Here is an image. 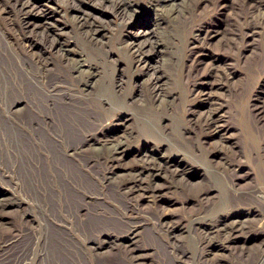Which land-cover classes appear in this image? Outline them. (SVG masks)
Masks as SVG:
<instances>
[{
	"label": "bare ground",
	"instance_id": "bare-ground-1",
	"mask_svg": "<svg viewBox=\"0 0 264 264\" xmlns=\"http://www.w3.org/2000/svg\"><path fill=\"white\" fill-rule=\"evenodd\" d=\"M6 1L17 20L0 7V264H102L112 255L116 264H264V101L255 113L247 109L257 131L237 111L243 101L234 103L235 117H245L242 149L253 160V181L243 187L239 172L247 163L234 154L230 126L222 122L228 100L215 96L216 89L229 88L239 68L252 78L257 72L264 94V45L262 68L242 64L252 41L264 35V0H190L186 12L175 9L183 16L181 29L194 36L184 67L192 62L197 69L184 70L189 97L181 98L188 118L176 146L156 138L140 149L129 147L128 116L113 119L110 105L121 94L94 96L78 60L56 40L48 46L59 62L50 64L26 40L29 32H51L49 16L31 0ZM149 1L157 7L179 0ZM94 2L123 21L136 14L132 0ZM78 8L77 26L97 40L100 18ZM215 14L224 17L208 19ZM4 30L19 37L16 45ZM149 33L131 34L123 47L142 67L150 101L160 104L168 94L156 65L161 44ZM216 37L221 40L213 45ZM188 150L223 161L204 188L192 190L199 168L185 160ZM184 190L194 192L198 208L191 209ZM166 201L182 204L179 220ZM253 244L255 258L244 261L236 254L239 249L245 255Z\"/></svg>",
	"mask_w": 264,
	"mask_h": 264
},
{
	"label": "rangeland",
	"instance_id": "rangeland-1",
	"mask_svg": "<svg viewBox=\"0 0 264 264\" xmlns=\"http://www.w3.org/2000/svg\"><path fill=\"white\" fill-rule=\"evenodd\" d=\"M38 4V9L43 10L52 21L51 32L44 36L41 33L29 32L26 40L35 48L41 51L49 60V63L59 62V53L50 49L48 45H63L69 50V55L78 60L77 67L80 75L86 80V86L92 85L93 95L106 92L107 95L113 97L114 93L121 94L120 97L114 98V103L110 105L113 112V119L121 120L123 116H128L129 121L125 123V134L129 136L128 144L130 148L140 149L146 147L147 143L154 144L156 138L163 140L166 144L176 146L177 131L181 128L188 118L187 112L181 105V98L189 97L188 86L185 84V73H195L197 67L189 62L184 67L185 60H188L193 51L194 36L186 29H181L182 15L186 12V7L190 4V0H179L177 4H162L160 6H152L149 0H132L133 10L136 11L135 16L123 21L113 13L110 9L99 7L94 0H31ZM240 0H231V3H239ZM206 4L208 2H205ZM79 5L89 11L94 12L100 19H97L98 25L102 26L100 34L90 40L87 38L77 26L76 16L80 12ZM0 7H5L9 11L8 17L17 20L15 9L7 3L6 0H0ZM175 9H181V13H175ZM38 10V11H39ZM245 11V7H241ZM215 14L208 17L215 22L217 18L222 19L223 15ZM26 17V16H25ZM29 19L30 16H27ZM40 19V15L35 17ZM149 30V35L154 41H159L161 51L158 55L156 65L158 66L162 76V86L168 93L165 97L166 101L158 104L152 103L149 98V87L143 82L141 73L142 67L131 62L129 55L123 47V41L128 39L131 34L139 31ZM40 32V31H39ZM5 37L14 44L19 37L8 30H4ZM259 41H252L254 48L251 51L244 52L245 57L242 58V64L247 68H262L263 58L259 57L261 47L264 45V35L257 37ZM214 39L213 45H218L221 38ZM227 44V43H225ZM185 55L187 57H185ZM227 55V54H226ZM225 60L230 62V58L225 56ZM240 64V65H242ZM202 72L205 69H200ZM239 68V75L230 83L226 91L221 89L215 90V96L224 95L222 98L228 100L227 105L231 108H225V117L223 123L226 122L230 126L228 142L233 146L234 154L241 157L247 166L239 172L243 178L241 186L247 187L253 181L252 165L250 156L242 149L244 140L241 125L244 118L257 131V121L250 116L248 107L253 110L257 104L263 106L264 94L261 93L257 78V72L252 73L255 78L246 76ZM65 78L69 79L68 76ZM121 89V90H119ZM121 93H119V92ZM173 95L171 98L170 95ZM259 97V98H258ZM243 101L237 107V111L245 112V117L241 115L237 119L233 114L235 109L234 103ZM199 99L196 103H199ZM229 103V104H228ZM121 134L122 131L120 132ZM257 138V132H256ZM122 138H125L124 135ZM154 143H153V141ZM161 146H156L155 150H159ZM174 148V147H173ZM176 148H174L175 150ZM173 150V151H174ZM185 160L195 166L199 170V174L192 181V190L204 188L213 176L216 169L222 164L221 159H213L209 156L206 159L198 155L197 151H185ZM213 173V174H212ZM162 183L170 184L168 178H162ZM194 186V187H193ZM180 188V187H179ZM185 192V197L191 209L198 208L197 198L193 197L192 191ZM169 196H174L171 192ZM181 202V200H180ZM180 202L170 204L166 201V207L174 214V220H179L183 215V207ZM170 204V205H168ZM144 207L151 210V206L145 201ZM236 254L249 261L257 256V245H251L245 252V255L237 249ZM117 258L109 256L102 264H116Z\"/></svg>",
	"mask_w": 264,
	"mask_h": 264
}]
</instances>
